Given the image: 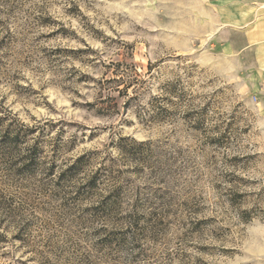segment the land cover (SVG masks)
Returning a JSON list of instances; mask_svg holds the SVG:
<instances>
[{
  "label": "rangeland",
  "instance_id": "374dc122",
  "mask_svg": "<svg viewBox=\"0 0 264 264\" xmlns=\"http://www.w3.org/2000/svg\"><path fill=\"white\" fill-rule=\"evenodd\" d=\"M214 3L0 0V264H264V102Z\"/></svg>",
  "mask_w": 264,
  "mask_h": 264
},
{
  "label": "crops",
  "instance_id": "0c3cea01",
  "mask_svg": "<svg viewBox=\"0 0 264 264\" xmlns=\"http://www.w3.org/2000/svg\"><path fill=\"white\" fill-rule=\"evenodd\" d=\"M216 41L264 102V0H215Z\"/></svg>",
  "mask_w": 264,
  "mask_h": 264
},
{
  "label": "trees",
  "instance_id": "16d2710c",
  "mask_svg": "<svg viewBox=\"0 0 264 264\" xmlns=\"http://www.w3.org/2000/svg\"><path fill=\"white\" fill-rule=\"evenodd\" d=\"M1 143H2V145H4V147H6L7 148V153L8 154H10L11 153V148H15L16 147V138H17V136H15V135H12V134H7V132H6V134L4 133V134H2V136H1Z\"/></svg>",
  "mask_w": 264,
  "mask_h": 264
}]
</instances>
